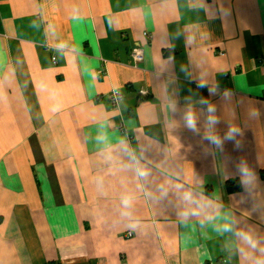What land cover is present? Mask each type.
I'll list each match as a JSON object with an SVG mask.
<instances>
[{
    "label": "crops",
    "instance_id": "obj_1",
    "mask_svg": "<svg viewBox=\"0 0 264 264\" xmlns=\"http://www.w3.org/2000/svg\"><path fill=\"white\" fill-rule=\"evenodd\" d=\"M225 223L264 248V0H0V264H253Z\"/></svg>",
    "mask_w": 264,
    "mask_h": 264
},
{
    "label": "clouds",
    "instance_id": "obj_2",
    "mask_svg": "<svg viewBox=\"0 0 264 264\" xmlns=\"http://www.w3.org/2000/svg\"><path fill=\"white\" fill-rule=\"evenodd\" d=\"M201 86H203V85H201ZM213 111H214V109H212L210 107L209 112H213ZM207 123H208V125L214 127L216 124L219 123V120L210 116L208 118ZM186 126L190 130H193V131L196 130V121H195V118L193 117L192 114H189L186 117ZM236 131H237L236 129H230L228 134L225 136V139H228V140L234 139L233 134ZM205 139H208L211 143L216 144V145L221 144L220 138L217 136H214V135L206 136ZM237 147H239L238 143H237ZM241 173H242V175L247 174L246 168L242 167ZM138 174L143 177V176H147L148 173L144 170H138ZM124 202H125V204L128 203L127 200H125ZM217 231H219L221 234L233 233V235L239 241V244L242 246V247L235 248V251L237 253L243 254L244 250L247 249L249 252H252L254 254L255 258H254L253 264H264V255H255L256 250L259 249L260 252H264V248H260V241L251 232H245V231L236 232L231 223H225L221 228L217 229Z\"/></svg>",
    "mask_w": 264,
    "mask_h": 264
},
{
    "label": "built area",
    "instance_id": "obj_3",
    "mask_svg": "<svg viewBox=\"0 0 264 264\" xmlns=\"http://www.w3.org/2000/svg\"><path fill=\"white\" fill-rule=\"evenodd\" d=\"M143 36L149 37V34L145 31L143 32ZM130 60L133 67H136L138 63L143 60V50L139 43H135L131 46L129 51ZM140 95H146V91L143 89L139 90ZM107 99L111 106L120 107L122 102V93L118 90H111L107 94ZM122 124H120V128L122 129Z\"/></svg>",
    "mask_w": 264,
    "mask_h": 264
},
{
    "label": "trees",
    "instance_id": "obj_4",
    "mask_svg": "<svg viewBox=\"0 0 264 264\" xmlns=\"http://www.w3.org/2000/svg\"><path fill=\"white\" fill-rule=\"evenodd\" d=\"M229 185V184H228Z\"/></svg>",
    "mask_w": 264,
    "mask_h": 264
}]
</instances>
